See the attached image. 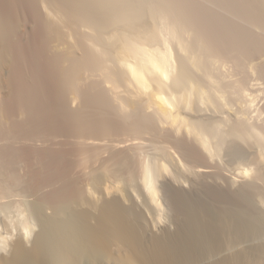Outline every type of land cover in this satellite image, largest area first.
<instances>
[{
  "label": "bare ground",
  "instance_id": "bare-ground-1",
  "mask_svg": "<svg viewBox=\"0 0 264 264\" xmlns=\"http://www.w3.org/2000/svg\"><path fill=\"white\" fill-rule=\"evenodd\" d=\"M79 2L0 0V264H264V0Z\"/></svg>",
  "mask_w": 264,
  "mask_h": 264
},
{
  "label": "rangeland",
  "instance_id": "rangeland-1",
  "mask_svg": "<svg viewBox=\"0 0 264 264\" xmlns=\"http://www.w3.org/2000/svg\"><path fill=\"white\" fill-rule=\"evenodd\" d=\"M78 2H79V0H78ZM85 2H87V0H80L79 3H81V4L84 3V4H85ZM86 19H87V18H86ZM86 19H84V20H86ZM84 20H83V21H84ZM87 20H88V19H87ZM24 21H26V20L24 19ZM27 22H28V20L26 21V23L24 22V24H26L25 26L27 27V29H29V28L31 27V24H30L31 22H30V23H29V22L27 23ZM84 23H85V21H84ZM87 23L89 24V20H88V22L86 21L85 25H86ZM27 31H29V30H27ZM252 77H254L253 80H251L252 85H253V83H254V84H257V85H256L257 87L254 86V85L252 86L253 89H255V90H254V94L256 93V95L260 96V99H258L257 102L260 104L259 106H262V105H264V98H263V96H264V92H262V91H264V83H263V81H261V80H257V78L255 77L254 74L252 75ZM255 79H256L257 81H255ZM261 82H262L263 84H262ZM259 85H260V86H259ZM261 85H262V87H261ZM259 89H262V90H260V92H259ZM256 90H258V91L256 92ZM261 92H262V93H261ZM262 98H263V99H262ZM261 99H262V100H261ZM3 116H4V115H3ZM3 116L1 117V118H3V120L0 118V122H1V124H0V128L5 130L6 127L8 128V127L10 126L9 121H10V123H11L12 121H11L9 118L5 117L6 119H8V122H7L6 119H5ZM19 116H20V117L23 116L22 119L24 118V115H20V114H19ZM15 117H16V120H19V119H20V117H17V115H16ZM15 117H14V118H15ZM4 119H5V120H4ZM20 120H21V119H20ZM3 121H6V122H3ZM5 123H6L7 125H6ZM3 125H4V127H3ZM5 125H6V126H5ZM1 126H2V127H1ZM1 129H0V130H1ZM4 130H3V131H4ZM3 131H1L2 134L0 133V134L2 135V139H1V135H0V142H1V140H2V141L5 140L4 142L7 141L6 136L3 134V133H5V132H3ZM4 137H5V138H4ZM1 143H3V142H1ZM150 147H151V146H150ZM150 147H149V146L146 147V151H148L149 154L152 153L151 155H153V153H154L155 151H152L153 148H152V147L150 148ZM153 150H154V149H153ZM223 150H224V153H223V154L221 153V154H222V155H221V156H222L221 158H222L223 160H222V159H221V160L224 162V163H223V162H222V163L224 164L225 168L228 169V173H229V174H231V173L233 174V173H234L235 175H236V174L239 175L240 177H239V176L237 177L239 180H248L247 178L250 179V174H252V173H249V174H248V173L244 172V170H243V168L245 167V166H244V163H245L246 161H247V163H248L249 160H250V158L248 159V157H247V158L245 159L246 161H245L244 159H243V160L236 159V158L231 154V152H229V149L227 148V146H226V149H225V147H224ZM222 152H223V151H222ZM229 153H230V154H229ZM154 154H155V153H154ZM224 154H225V155H224ZM231 155H232V156H231ZM247 156H248V155H247ZM226 157H227V158H226ZM225 159L228 160V161H225ZM238 161H239V162H238ZM243 161H245V162H243ZM241 162H242V163H241ZM227 163H228V164H227ZM234 163H235V164H234ZM22 165H23V163H22ZM22 165H20V168H18V170H17V173H18L19 175H20V172H21V173H24V172L26 173V170L23 169V168H25V164H24V166H22ZM240 165H241L242 167H241ZM245 165H246V163H245ZM21 167H22V169H21ZM237 167H238V168H237ZM232 169H233V170H232ZM19 171H20V172H19ZM230 172H231V173H230ZM242 172H244V173H242ZM247 174H248V175H247ZM237 175H236V176H237ZM242 175H243V176H242ZM20 176H24V175L21 174ZM244 177H245V178H244ZM106 178H107V180H106ZM106 178L104 179V181H105V183H106V184L104 185L105 187H106V185H107V186H110V185H111L112 187H115V190H116L117 188H121V189H122L123 187H124L123 189L126 188L124 182H118V181H115V179H114V178L112 179V177H106ZM108 179H109L110 181H109ZM112 180H114L115 183H114V181H112ZM164 180L166 181L167 179H164ZM159 181H160V183L158 182V184H160V185L164 182V181H163V178H162V179H159ZM162 181H163V182H162ZM91 183H93V182H91ZM102 183H103V182H102ZM109 183H110V184H109ZM195 183H196V182H195ZM103 184H104V183H103ZM163 184H165V183H163ZM190 184H191V183H190ZM190 184H189L190 187H188V184H187V187H186V188H187V191L189 190L188 188H191L192 186H193V187H192V190L197 189V188H195V186H196L198 183L193 184L192 186H191ZM117 185H118V186H117ZM121 185H122V186H121ZM123 185H124V186H123ZM120 186H121V187H120ZM159 187L161 188V186H159ZM236 187H237V186H235V188H236ZM161 189H163V188H161ZM190 190H191V189H190ZM192 190H191V191H192ZM164 193H165L164 191L160 193V197H161V200H162V201H161V202H162V203H161L162 206H161V208H160L161 211L159 212V214H160L161 217H162V221H163V219H167V221H168V220L170 219V217L172 216V210H171V206L169 205L170 203L167 205V203L169 202V200L166 199L167 196H166ZM164 199H165V200H164ZM0 211H1V212H0V217H1V218H0V222H1V223H0V242L5 241V239H7V238H8L7 240H12L14 237H16V236L19 234V233H18V232H19V231H18V230H19V227H17L18 224H17V223L15 222V220H14V219L16 218V216L14 215V214H15V213H14L15 211L12 212V211H10V210H4V209H3V210H0ZM4 211H5V214L2 213V212H4ZM6 211H9L10 213L7 212V213H9V214H6ZM11 212H12V214L14 215V219H13V215L11 214ZM170 213H171V214H170ZM168 214H169V215H168ZM3 215H4V216H3ZM5 215H6V216H5ZM11 216H12V217H11ZM2 217L4 218V220L6 219L5 221H8V223H9V227L12 228V229L10 228L11 231H10V229L8 228L7 222H5V221L3 220ZM7 217H8V218H7ZM9 218H12V219H9ZM1 220H2V221H1ZM12 220H13V222H14L13 224H12ZM10 221H11V222H10ZM31 221H33V220H31ZM164 221L167 222L166 220H164ZM3 222H4V223H3ZM5 223H6V226L4 225ZM10 223H11L13 226H16V227H17V231L14 230L15 227L13 228V227L11 226ZM15 223H16L17 225H16ZM34 223H35V222H33L32 224H34ZM32 224H31V225H32ZM34 226H35L36 228H38V226H36V225H34ZM34 226H33V228L35 229ZM6 227H7L8 229H7ZM13 230H14V232H13ZM20 230H21V229H20ZM35 231H36V230H35ZM10 232H12V234H9ZM10 235H11V236L13 235L12 238L9 237ZM14 235H15V236H14ZM14 239H15V238H14ZM1 240H2V241H1Z\"/></svg>",
  "mask_w": 264,
  "mask_h": 264
}]
</instances>
